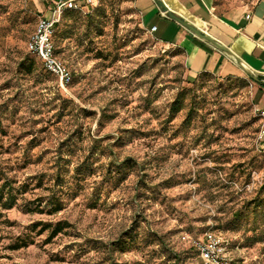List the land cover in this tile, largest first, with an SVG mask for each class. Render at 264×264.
Instances as JSON below:
<instances>
[{"label": "rangeland", "instance_id": "1", "mask_svg": "<svg viewBox=\"0 0 264 264\" xmlns=\"http://www.w3.org/2000/svg\"><path fill=\"white\" fill-rule=\"evenodd\" d=\"M39 15L0 0V185L16 195L0 205V264H203L192 241L208 229L232 264H264L257 83L190 75L132 0H96L55 27L62 87L26 48ZM58 221L70 226L39 233Z\"/></svg>", "mask_w": 264, "mask_h": 264}, {"label": "crops", "instance_id": "2", "mask_svg": "<svg viewBox=\"0 0 264 264\" xmlns=\"http://www.w3.org/2000/svg\"><path fill=\"white\" fill-rule=\"evenodd\" d=\"M55 1L32 0L37 12L47 18L51 16ZM164 1L188 20L196 21L204 32L228 47L252 70L264 73V0L227 10L221 9L214 0ZM132 4L146 30L156 26L153 35L159 42L182 49L190 75L209 72L229 77L245 73L227 54L165 16L155 0H132ZM256 83L257 107L264 109V86Z\"/></svg>", "mask_w": 264, "mask_h": 264}, {"label": "built area", "instance_id": "3", "mask_svg": "<svg viewBox=\"0 0 264 264\" xmlns=\"http://www.w3.org/2000/svg\"><path fill=\"white\" fill-rule=\"evenodd\" d=\"M96 0H56L54 2L51 16L49 18L39 15L35 29L30 35L27 42V49L37 56L44 68L53 74L64 87L70 80V71L54 53L52 35L54 25L60 20L65 10L76 9L84 10L89 5H95ZM248 18L249 15H246ZM156 26L149 28L147 31L153 34ZM261 117V125L257 133V139L260 146L264 149V110H258ZM188 236H184L185 239ZM226 242L214 230H206L200 238L194 239L192 244L197 250L203 264H232L226 250Z\"/></svg>", "mask_w": 264, "mask_h": 264}, {"label": "water", "instance_id": "4", "mask_svg": "<svg viewBox=\"0 0 264 264\" xmlns=\"http://www.w3.org/2000/svg\"><path fill=\"white\" fill-rule=\"evenodd\" d=\"M159 9L165 16L176 21L178 24L186 28L194 36L200 38L201 40L209 43L216 49L227 54L231 59H233L243 71L255 82H264V73L256 72L252 70L247 64H245L234 52H232L228 47L221 44L213 36L204 32L199 26H197L193 21L188 20L181 13L171 9L164 0H155Z\"/></svg>", "mask_w": 264, "mask_h": 264}, {"label": "trees", "instance_id": "5", "mask_svg": "<svg viewBox=\"0 0 264 264\" xmlns=\"http://www.w3.org/2000/svg\"><path fill=\"white\" fill-rule=\"evenodd\" d=\"M68 10H70V9H68ZM65 11H67V10H65ZM58 22L54 25V31H53V35H52V42H53V45H54V53H55L56 56H57V54H56V48H55V44H54L53 37H54V33H55V27L58 24ZM26 48H27V44H26ZM27 51H28V49H27ZM28 52L31 53L30 51H28ZM30 70L31 69H29V71ZM48 73H50V72H48ZM51 75H53V74H51ZM258 83H260V84H262L264 86V83L263 82H258ZM15 202H16V195L13 194L12 189H11V186H9V184H8V181L7 180H4L3 183L0 185V205H1V207L3 209H10V208H12L15 205ZM47 207L49 209L48 210L49 211L48 213H50V214L51 213H56V212L60 211L63 208V202L61 201L60 198H57L56 200H53V201L49 202L47 204ZM37 210L39 212H42L43 211V208H40V204H39V206H34V208H31L28 211H37ZM69 226H70V224L68 222H66V221H58V222L53 223V224H51V223H45V224H43L42 228L39 230L40 231L39 233H42L43 231H48L47 239L51 240L52 238H54L55 236H57L65 228H67ZM32 227L34 229H36V226L33 225ZM213 229L216 230V228H213ZM27 244H28V242H22V244H18L17 246H15V249L16 248H19V247H22V246H26ZM192 248H193V246H192ZM194 250L196 251V254L199 257V254H198L197 250L195 248H194Z\"/></svg>", "mask_w": 264, "mask_h": 264}, {"label": "bare ground", "instance_id": "6", "mask_svg": "<svg viewBox=\"0 0 264 264\" xmlns=\"http://www.w3.org/2000/svg\"><path fill=\"white\" fill-rule=\"evenodd\" d=\"M197 26H198V24L196 23V21H193Z\"/></svg>", "mask_w": 264, "mask_h": 264}]
</instances>
